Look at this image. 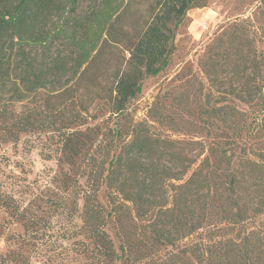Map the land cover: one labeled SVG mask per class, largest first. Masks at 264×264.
<instances>
[{"label": "trees", "instance_id": "obj_1", "mask_svg": "<svg viewBox=\"0 0 264 264\" xmlns=\"http://www.w3.org/2000/svg\"><path fill=\"white\" fill-rule=\"evenodd\" d=\"M208 2L0 0V89L11 85L16 101L37 100L28 113L0 109V145H16L21 134L39 127L53 130L50 104L75 101L71 120L54 128L61 132L55 150L59 167H73L89 147L71 126L87 117L96 123L104 112L113 125L105 126L109 150L94 142L95 134L90 138L94 185L88 191L68 171L31 182L23 166L17 170L18 162L0 155V264H264V181L256 175L240 181L233 166L239 127L227 125L225 136L204 144L184 171L177 169L182 159L176 153L161 157L169 141L142 136V124H131L130 138L116 141L122 134L118 122L144 79L170 65L187 12ZM249 26L236 18L225 27L217 61L218 69L230 68L243 80L240 91L247 96L264 89V78L249 85L247 77L249 70L263 71L264 77V57ZM248 162L264 172L256 158ZM57 182L66 191L60 190L64 219L71 218L66 229L51 228V216L38 206ZM101 186L105 203L98 198ZM241 188L263 197L243 204ZM124 206L130 230L117 225Z\"/></svg>", "mask_w": 264, "mask_h": 264}, {"label": "rangeland", "instance_id": "obj_2", "mask_svg": "<svg viewBox=\"0 0 264 264\" xmlns=\"http://www.w3.org/2000/svg\"><path fill=\"white\" fill-rule=\"evenodd\" d=\"M208 1L207 6L193 8L187 12V21L178 30L176 50L171 57L170 65L156 77L144 79L140 94L127 108V116L118 122L117 127L122 129V134L116 141H127L131 134V124H142V136L155 140L165 139L169 141L168 144H172L163 146L161 157L170 159L167 154L176 153L183 160L177 163V169L184 171L190 158L201 154L204 144L213 139L219 141L227 133L225 127L235 125V128L239 127L240 130L235 138L233 166L239 172L240 181L242 176L247 179L253 175L261 177L264 181V172L248 162L256 158L264 168V89L250 96L241 94L240 87L243 80L239 81V77L235 73L232 74L230 68L220 70L217 66L218 58L223 55L225 48V44L218 40V37L236 18L249 22L248 30L253 32L255 46L264 57V0ZM262 72L256 74L249 70L247 72L249 85L263 81ZM50 105L49 109L54 113L53 120L56 123L54 128L61 125L60 123H66L67 118L71 120L75 114V101L67 106L57 103ZM36 107L37 100L34 98L16 101L11 85L0 89V109L28 113ZM233 107L236 109L234 110ZM104 114L105 117H100L96 123L88 120L87 117L83 124L71 126L83 133L81 139L89 147L88 152L77 159L73 167L67 164L59 167L55 150L59 145L57 143L61 132L54 128L51 130L52 127L50 129L39 127L23 133L16 145L1 144L0 155L5 153L12 162H18L17 170L23 166L26 171L25 176L31 182L35 180L42 182V177L47 179L51 175L68 171L76 175L80 185L88 191L94 185L89 166L92 145L90 138L95 134L94 142L102 146L106 145V150H109V144H112L108 129L105 127L107 125L112 128V121L108 120L106 112ZM41 119L45 124L47 123L43 116ZM89 128L98 129L95 133H91ZM81 171L89 173L90 178L81 176ZM59 177L63 178V175ZM51 186L38 206L42 207L45 214L51 216L49 219L51 228L66 229L71 219H64L65 215L62 212L65 204L62 202L64 196L61 191L64 194L66 191L59 182ZM43 190L45 191V188ZM99 190L98 198L105 203L103 186ZM156 196H160L159 191ZM239 197L244 204L250 198L252 203L258 202L263 196L259 192H253L252 197L250 191L245 194L241 188ZM47 199L49 201L46 202ZM77 200L80 213L82 201L80 198ZM45 202L48 208L45 207ZM260 213L261 210L257 214ZM128 217L129 210L124 206L117 213V219L120 221L117 225L127 230L132 229L133 223ZM73 221L80 224L77 217ZM15 230L21 232L20 226H15ZM134 232L142 233L140 229H135ZM108 234L113 238L115 245H118L114 232L109 231Z\"/></svg>", "mask_w": 264, "mask_h": 264}]
</instances>
